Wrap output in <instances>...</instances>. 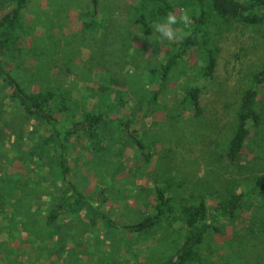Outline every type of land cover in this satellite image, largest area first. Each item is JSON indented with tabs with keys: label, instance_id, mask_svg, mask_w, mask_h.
Here are the masks:
<instances>
[{
	"label": "rangeland",
	"instance_id": "rangeland-1",
	"mask_svg": "<svg viewBox=\"0 0 264 264\" xmlns=\"http://www.w3.org/2000/svg\"><path fill=\"white\" fill-rule=\"evenodd\" d=\"M138 1L101 0L97 18L101 24L92 29L84 25L93 18L85 0H31L26 25L34 30L25 38V46L30 48L10 62L8 70L26 88L63 91L75 106L89 104L100 85L121 90L130 101L125 119L132 120L148 147L141 153L125 146L117 139L119 133L104 137L106 149L102 152L85 144L84 137L75 139L71 164L77 188L89 198L100 199L99 207L108 217L86 209L68 213L58 221L60 235L53 236L45 214L34 211L35 229L42 233H30L25 225L13 221V235L5 249L18 252L8 255V264L25 258L36 264H159L185 240L182 199L204 194L213 210L219 199L248 190L264 173V123L263 129L248 138L240 163L232 164L223 155L233 136L241 96L252 74L264 65L262 28L235 24L219 31L214 77H200L196 82L194 68H198L200 56L187 57L186 64L174 68L173 81L151 107L140 96L158 87L160 81L149 71L161 67L170 49L169 41L156 36L161 34L159 30L155 33L134 22L133 5ZM4 7L0 4V16ZM175 27L180 31L179 24ZM32 35L43 37V45ZM193 84H206L200 115L182 101L184 91ZM99 98L95 94V102ZM3 104L12 108L8 101ZM257 109L264 115V97L258 100ZM14 155L15 151L8 156ZM3 162L24 177V165L17 166L22 162L12 158ZM156 187L173 197L169 217L142 232L119 229L154 214L160 199ZM20 196L13 197L16 204ZM8 208L13 211L12 206ZM216 214L222 231L210 230L193 264H264V192L247 197L236 217L218 218ZM6 217L0 218V226ZM6 235L0 230V242ZM46 244L51 245L48 252L43 249Z\"/></svg>",
	"mask_w": 264,
	"mask_h": 264
},
{
	"label": "trees",
	"instance_id": "trees-1",
	"mask_svg": "<svg viewBox=\"0 0 264 264\" xmlns=\"http://www.w3.org/2000/svg\"><path fill=\"white\" fill-rule=\"evenodd\" d=\"M85 1L89 3L93 18L91 21L86 20L84 25L98 29L101 24L100 20L99 23L97 21L101 0ZM0 4L2 7L6 5ZM30 6L31 0H13L5 6L7 8L4 7V14L0 16V148L4 149L0 150V218L7 215L5 223L0 226V230L7 233L4 241L0 242V264H8V255L18 252L5 249V243L13 235V221L25 225V229L30 233H42L41 230L35 229L38 224L32 218L34 211L45 214L46 226L50 227L48 232L53 236L60 235L61 230L57 229L58 221L68 213L86 209L96 216L108 217L100 209L99 199L89 198L77 188L71 164L75 139L84 137L87 143H83L91 144L96 151L102 152L106 149L104 137L119 133L121 135L117 139L125 146L128 145L141 153L148 147L138 135V128L133 127L132 120L125 119L124 112L128 109L130 101L121 90L100 85L90 100L93 101L96 94L100 96L97 102L94 100L89 104L75 106L63 91L41 86L26 88L19 78L8 70L9 63L23 57L24 52L30 48L25 46L26 35L34 30V26L27 28L26 25ZM133 7L134 22L146 30H153L154 22L165 18L170 12L177 17L187 12L191 17L189 25L179 24L181 38L169 41L170 50L166 61L161 67L149 71L150 76L155 75L160 81L156 89L147 90L149 95L145 93L140 96L148 99L151 107L158 103L160 95L168 88V82L173 81L171 78L174 68L181 62L185 63L187 57L196 59L200 56L196 60L198 68H194L195 75L198 76L194 78L196 82L200 77L205 80L214 77L219 62V47L216 41L219 31L235 24L260 27L264 31V0H139ZM32 37L43 45V37ZM47 42L46 40L45 43ZM40 54L42 53H35ZM205 85L193 84L184 91L182 101L194 109L197 115L203 110L202 88ZM262 97L264 65L252 74L236 109L233 136L223 154L232 164L240 163V155L246 154L248 138L263 129L261 127L264 115L257 109V102ZM5 101L11 103L12 108L4 107ZM132 106L135 108V103L132 102ZM10 110L13 111L11 115ZM7 145L10 148L7 149ZM13 151L15 155L8 156ZM148 157L149 155H146V158ZM11 158L22 162L16 165H24V177L16 173L18 170L10 171L9 164L3 162L4 159ZM34 174H38L37 179ZM156 189L160 199L154 214L141 222L121 225L119 228L132 231L131 233L142 232L154 227L161 219L169 217L170 211L173 210V197L167 196L162 187ZM262 192L264 173L256 177V181L248 190L219 199L213 210L210 209L204 194L182 199L180 209L187 230L185 240L175 254L159 264H193L198 256L199 246L210 230L222 231L215 213L218 218L236 217L247 197L260 195ZM19 193V204H16L13 197ZM8 205L13 207V211ZM111 220L107 221L118 227V224ZM48 227L44 229L46 232ZM43 249L48 252L51 245L46 244ZM12 264L36 262H29L25 258L22 261L17 259Z\"/></svg>",
	"mask_w": 264,
	"mask_h": 264
},
{
	"label": "clouds",
	"instance_id": "clouds-1",
	"mask_svg": "<svg viewBox=\"0 0 264 264\" xmlns=\"http://www.w3.org/2000/svg\"><path fill=\"white\" fill-rule=\"evenodd\" d=\"M191 17L187 12H184L179 17L173 13H168L165 18L154 22L155 33L159 30L160 35H156L167 41H173L181 38L180 31L175 27L178 24L189 25Z\"/></svg>",
	"mask_w": 264,
	"mask_h": 264
},
{
	"label": "crops",
	"instance_id": "crops-1",
	"mask_svg": "<svg viewBox=\"0 0 264 264\" xmlns=\"http://www.w3.org/2000/svg\"><path fill=\"white\" fill-rule=\"evenodd\" d=\"M99 200H100V199H99ZM146 217H147V216H146ZM146 217H145V218H146ZM145 218H144V219H145ZM144 219H143V220H144ZM143 220H141V221H143ZM141 221H139V222H141ZM136 223H138V222H136ZM133 224H134V223H133ZM124 225H126V224H124ZM119 229H121V228H119ZM121 230H123V229H121ZM123 231H125V230H123Z\"/></svg>",
	"mask_w": 264,
	"mask_h": 264
}]
</instances>
